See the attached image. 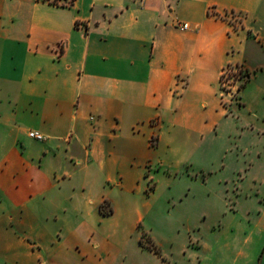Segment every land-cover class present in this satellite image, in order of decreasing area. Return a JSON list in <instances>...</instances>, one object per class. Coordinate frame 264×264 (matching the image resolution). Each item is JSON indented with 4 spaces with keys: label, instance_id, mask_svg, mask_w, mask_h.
I'll return each mask as SVG.
<instances>
[{
    "label": "crops",
    "instance_id": "1",
    "mask_svg": "<svg viewBox=\"0 0 264 264\" xmlns=\"http://www.w3.org/2000/svg\"><path fill=\"white\" fill-rule=\"evenodd\" d=\"M231 136L250 184L198 264H264V0H0V264H176L127 193L162 145Z\"/></svg>",
    "mask_w": 264,
    "mask_h": 264
},
{
    "label": "rangeland",
    "instance_id": "2",
    "mask_svg": "<svg viewBox=\"0 0 264 264\" xmlns=\"http://www.w3.org/2000/svg\"><path fill=\"white\" fill-rule=\"evenodd\" d=\"M237 139L231 136L162 145L151 158V187L145 178L139 188L127 193L145 212L132 238L139 239L146 233L154 244L152 248L172 255L171 263L198 264L200 237L209 235L212 226L224 227L236 195L243 196L250 184L243 179V172L235 169L245 159L246 143ZM237 186L243 190L237 191ZM113 194L120 197L123 193L115 190ZM240 208L243 212L246 206ZM121 212L125 213L123 209ZM126 248L136 255L139 264H162L152 256L150 248L136 251L139 249L135 242Z\"/></svg>",
    "mask_w": 264,
    "mask_h": 264
},
{
    "label": "built area",
    "instance_id": "3",
    "mask_svg": "<svg viewBox=\"0 0 264 264\" xmlns=\"http://www.w3.org/2000/svg\"><path fill=\"white\" fill-rule=\"evenodd\" d=\"M53 1V0H47ZM59 4H69V0H55ZM180 29H186V23L178 24ZM247 78V72L241 65H229L221 73V86L226 95L230 98L236 96V91L242 86ZM28 136L35 140H43L44 135L36 130H30Z\"/></svg>",
    "mask_w": 264,
    "mask_h": 264
},
{
    "label": "trees",
    "instance_id": "4",
    "mask_svg": "<svg viewBox=\"0 0 264 264\" xmlns=\"http://www.w3.org/2000/svg\"><path fill=\"white\" fill-rule=\"evenodd\" d=\"M49 2H51V3H53V4H56V5L59 4V3H57L55 0H53V1H49ZM72 2H73V0H69V3H70V4H71ZM104 203H105V202H103V203L100 205V209H101V211H102L104 214H108V213L111 212V209H109L107 212L104 211V209H103Z\"/></svg>",
    "mask_w": 264,
    "mask_h": 264
}]
</instances>
